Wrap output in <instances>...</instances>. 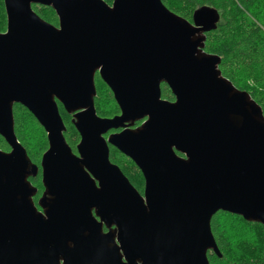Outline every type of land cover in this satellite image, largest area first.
I'll list each match as a JSON object with an SVG mask.
<instances>
[{"label": "water", "instance_id": "95a60500", "mask_svg": "<svg viewBox=\"0 0 264 264\" xmlns=\"http://www.w3.org/2000/svg\"><path fill=\"white\" fill-rule=\"evenodd\" d=\"M3 5L0 137L10 151L0 150V264H209L208 252L221 257L217 212L264 227V118L203 52L215 9L189 22L161 0ZM32 5L51 8L57 26ZM96 75L119 109L113 118L96 114ZM14 104L46 134L39 210L28 181L38 167L13 132ZM57 104L72 115L75 153ZM110 147L140 171L142 194Z\"/></svg>", "mask_w": 264, "mask_h": 264}, {"label": "trees", "instance_id": "16d2710c", "mask_svg": "<svg viewBox=\"0 0 264 264\" xmlns=\"http://www.w3.org/2000/svg\"><path fill=\"white\" fill-rule=\"evenodd\" d=\"M106 4L111 5L113 0H103ZM264 2V0H261ZM162 4L173 14L191 22L193 12L200 7H209L217 11L219 15L216 29L205 34L203 52L209 55H215L220 58L218 69L221 75L227 79L237 90L246 92L250 98L259 106L261 115L264 118V12L258 16L252 10V6L260 0H196L189 6L191 12L186 8L174 7L170 0H161ZM183 4V3H180ZM185 5V4H183ZM33 11L45 22L57 26V17L54 11L49 7L32 5ZM6 30V15L4 11L3 0H0V33ZM249 79L255 88V92H247L241 88L240 82ZM102 86L108 94V103L106 107H100L99 88ZM96 96L94 97V108L96 114L101 118H113L119 114V109L112 97L110 90L100 80L98 75L95 76ZM161 98L167 101H174L170 90L165 84L160 85ZM58 105L59 114L65 125L66 131L63 136L66 143L75 153V147L79 141V136L71 124L72 115L67 114L60 104ZM26 116L29 117L43 135V143L39 146L37 152L32 151V141L27 135L25 129ZM13 132L19 144L25 149L26 155L30 162L38 167V173L35 177H29V183L36 188V196L39 198L43 192L40 176V160L42 154L47 150V140L44 130L40 127L33 116L21 105L12 106ZM141 122H136L133 129L139 127ZM0 150L9 152L10 149L5 141L0 137ZM109 159L117 165L122 173L127 177L134 188L142 194L143 179L140 186L132 180V177L125 170V167L136 171V166L126 157L121 155L117 150L109 148ZM238 219L243 224H254L264 230V227L257 222L245 221L241 217L217 212L210 221V228L217 248L220 252L218 258L212 252H208L207 259L209 264H216L225 258L224 248L226 247L227 230L226 223H220V219ZM219 219V220H218ZM259 261L248 264H264V249L260 255ZM228 264H240L230 262Z\"/></svg>", "mask_w": 264, "mask_h": 264}, {"label": "rangeland", "instance_id": "374dc122", "mask_svg": "<svg viewBox=\"0 0 264 264\" xmlns=\"http://www.w3.org/2000/svg\"><path fill=\"white\" fill-rule=\"evenodd\" d=\"M196 0H170L174 7L186 8L189 13L191 12L189 6ZM210 1V0H208ZM183 3V4H180ZM252 10L260 16L264 12V2L260 0L252 6ZM241 88L247 92H255V88L252 87L253 83L247 79L239 84ZM100 107H106L108 103V94L105 89L100 86ZM25 129L27 135L32 141V151L37 152L39 146L43 143L42 132L34 126L31 119L26 116ZM137 169V168H136ZM125 170L132 177L134 183L138 186L141 185L143 177H141L136 171L131 168L125 167ZM138 170V169H137ZM140 173V171L138 170ZM141 174V173H140ZM38 197L36 196L32 201L36 205ZM37 209L39 210L38 206ZM219 220V219H218ZM221 221V222H220ZM219 222L226 223L227 230H232L227 232L226 247L223 249L225 253V258L216 264H228L230 262H237L240 264L254 263V261H259L260 255L264 249V230L254 224H243L238 221V219L231 217L230 219H220ZM261 264V263H259Z\"/></svg>", "mask_w": 264, "mask_h": 264}, {"label": "flooded vegetation", "instance_id": "af4514ba", "mask_svg": "<svg viewBox=\"0 0 264 264\" xmlns=\"http://www.w3.org/2000/svg\"><path fill=\"white\" fill-rule=\"evenodd\" d=\"M110 133H111V132H110ZM35 197H36V195H35V196H33L32 200H33ZM39 198H40V197H39ZM39 198H38V199H39ZM37 201H38V200H37ZM36 205H37V203H36Z\"/></svg>", "mask_w": 264, "mask_h": 264}]
</instances>
